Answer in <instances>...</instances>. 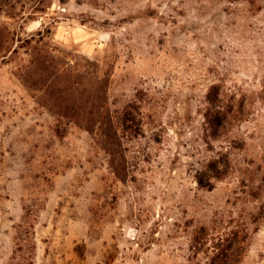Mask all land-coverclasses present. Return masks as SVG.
Here are the masks:
<instances>
[{
  "label": "rangeland",
  "instance_id": "1",
  "mask_svg": "<svg viewBox=\"0 0 264 264\" xmlns=\"http://www.w3.org/2000/svg\"><path fill=\"white\" fill-rule=\"evenodd\" d=\"M0 264H264V0H0Z\"/></svg>",
  "mask_w": 264,
  "mask_h": 264
}]
</instances>
